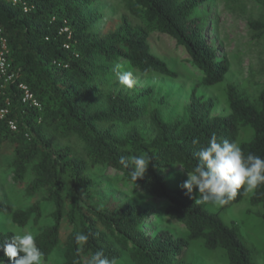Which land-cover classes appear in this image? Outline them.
<instances>
[{
  "label": "trees",
  "instance_id": "16d2710c",
  "mask_svg": "<svg viewBox=\"0 0 264 264\" xmlns=\"http://www.w3.org/2000/svg\"><path fill=\"white\" fill-rule=\"evenodd\" d=\"M97 1L0 0V30L14 73L0 93V109L7 110L0 119V147L4 143L13 147L6 164L12 180L27 181V194L43 191V201L51 203V224L33 233L43 262L59 247L65 218L70 232L55 264H86L96 251H103L114 264H191L194 242L208 251L221 250L228 264H254L238 228L197 203L193 194L185 195L181 185L198 163L197 151L213 135L218 142L235 141L245 156L264 158V86L253 105L228 85L225 116L213 115L214 101L199 96L195 87L186 119L165 122L157 110L149 112L155 132L148 138L136 125L146 114L145 93H112L106 85L122 64L141 76H177L152 52L149 38L155 34L174 40L187 54L202 85L223 82L228 66L206 40L198 13L208 0H122L135 23L123 16L120 26L106 35L93 29L100 18L94 9ZM257 1L264 8V0ZM249 25L264 29L262 21ZM19 84L27 86L40 108L22 101ZM246 128L252 137L239 141ZM142 154L151 162L134 182L131 169L120 160ZM95 168L120 176L132 186L134 199L112 210L89 204L94 184L87 173ZM173 173L180 177L176 183ZM245 196L241 189L224 206ZM43 201L14 209L0 199V220L11 225L3 228L0 222V244L16 230L41 223ZM249 204L262 209L264 222V184L252 192ZM166 222L181 226L185 234L176 236L164 227ZM77 233L87 234V241L77 242Z\"/></svg>",
  "mask_w": 264,
  "mask_h": 264
},
{
  "label": "rangeland",
  "instance_id": "374dc122",
  "mask_svg": "<svg viewBox=\"0 0 264 264\" xmlns=\"http://www.w3.org/2000/svg\"><path fill=\"white\" fill-rule=\"evenodd\" d=\"M94 9L100 13V18L93 24V29L100 35L115 31L120 26L123 16H128L135 23L122 0H98ZM198 13L206 40L216 49L217 59L224 60L228 66L223 82L213 86L202 85L199 80L200 72L187 63V54L177 47L174 40L155 34L149 38L152 52L177 76L174 78L159 74L141 76L122 64L106 85L107 91L112 93L118 91L131 95L145 93L142 101L146 114L136 125L148 138H152L155 132L148 116L149 112L157 110L159 117L165 122L186 119L189 96L195 87L199 96L214 101L212 114L216 116L229 114L227 87L230 84L234 85L249 103L258 104V95L264 86V29L254 30L249 24L252 21L264 23V8L257 0H208L199 7ZM125 71L132 73L131 87L119 82L120 73ZM251 137L252 131L246 128L242 130L239 141L249 140ZM12 154V145L7 143L1 145L0 199L14 209H24L37 201H43L45 196L43 191L29 195L25 190L27 181L15 183L12 180L6 169ZM173 174V183H176L180 177ZM87 176L94 184L89 204L99 209L112 210L123 202L134 199L132 186L122 182L120 176L115 175L113 171L95 168L90 170ZM252 192L246 193L242 201L227 207H218L210 203L201 204L213 212H218L227 225L237 227L245 245L251 250L254 264H264V222L260 218L262 209L249 204ZM193 195L197 199L198 190L194 189ZM42 203L41 223L35 228L28 227L25 230L35 233L51 224V203L45 201ZM0 222L3 228H11L9 221L1 219ZM164 227L171 229L176 236L185 234L179 225L166 222ZM69 232L70 226L64 218L61 223L59 247L43 264H55L60 260L62 244ZM191 255V264H228L221 250L208 251L201 242L192 243Z\"/></svg>",
  "mask_w": 264,
  "mask_h": 264
},
{
  "label": "clouds",
  "instance_id": "9594fccd",
  "mask_svg": "<svg viewBox=\"0 0 264 264\" xmlns=\"http://www.w3.org/2000/svg\"><path fill=\"white\" fill-rule=\"evenodd\" d=\"M132 73L125 71L119 75V82L128 87L132 86ZM198 163L187 179L181 185L185 195L192 197L193 190H198L197 203L224 206L234 199L239 191L245 193L254 191L264 184V158L249 153L245 156L241 146L235 141L224 139L221 142L213 135L206 146L196 153ZM121 164L130 168L132 181L142 178L147 171L151 158L146 154L121 157ZM88 236L77 233V242L87 241ZM4 257L0 264H43L44 253L36 244V236L24 229H19L10 239L2 244ZM86 264H114L103 251L92 253Z\"/></svg>",
  "mask_w": 264,
  "mask_h": 264
},
{
  "label": "built area",
  "instance_id": "2783aa9c",
  "mask_svg": "<svg viewBox=\"0 0 264 264\" xmlns=\"http://www.w3.org/2000/svg\"><path fill=\"white\" fill-rule=\"evenodd\" d=\"M13 2H16V0H13ZM8 54V44L2 31L0 30V93L2 89L14 79V73L11 70ZM18 87L22 93V101L24 103L29 102L31 106L40 108V104L30 93L27 86H25L24 84H19ZM6 113V109H0V119L4 118ZM9 127L13 131L16 130L15 124L12 122H9Z\"/></svg>",
  "mask_w": 264,
  "mask_h": 264
}]
</instances>
